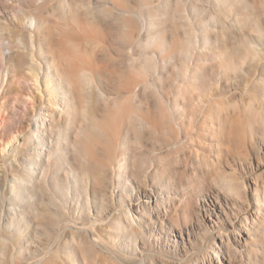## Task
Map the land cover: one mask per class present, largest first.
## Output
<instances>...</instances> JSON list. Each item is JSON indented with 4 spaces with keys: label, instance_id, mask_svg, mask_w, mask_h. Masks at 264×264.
Masks as SVG:
<instances>
[{
    "label": "rangeland",
    "instance_id": "rangeland-1",
    "mask_svg": "<svg viewBox=\"0 0 264 264\" xmlns=\"http://www.w3.org/2000/svg\"><path fill=\"white\" fill-rule=\"evenodd\" d=\"M40 5L0 0V145L20 144L0 152V264H218L213 250L222 264H264V0ZM31 15L45 24L33 31ZM54 53L69 120L39 72ZM25 169L35 180L14 231L8 189ZM70 174L66 197L56 185ZM241 180L240 198L214 196L216 182ZM126 213L133 242L113 233Z\"/></svg>",
    "mask_w": 264,
    "mask_h": 264
},
{
    "label": "bare ground",
    "instance_id": "bare-ground-1",
    "mask_svg": "<svg viewBox=\"0 0 264 264\" xmlns=\"http://www.w3.org/2000/svg\"><path fill=\"white\" fill-rule=\"evenodd\" d=\"M43 1L44 0H41V5H42ZM60 7H61V9H63V11L68 10L66 8V5H65L64 1L60 2ZM115 9L117 10V8H115ZM103 10L105 11L104 13H108V14L112 13V10L110 8H108V7L104 8ZM72 16L73 15H70V18ZM71 21L74 22V18H71ZM28 23L31 26V28H33V31H35V30H37L39 24H45V21L42 18H40V17L36 18V17H33L31 15V16L28 17ZM148 24H150V23H148ZM75 25H76V23H75ZM124 27L127 29V27H128L127 23H124ZM49 31H50V29H49ZM50 34H52V33H50ZM52 36H53V34H52ZM49 37L51 38L50 35H49ZM195 37H196V35H195ZM30 39L32 41V36L31 35H30ZM196 46H197V44H196ZM75 48H78V47H75ZM60 55L61 54H59V53L58 54L54 53V55H52V58H51V60H52L51 65L48 64V63H45L44 68L43 67H39V72H41V70H43V80H44V83H45V88H46L47 94L49 96L50 95H56V96H58L61 99L59 101V104L55 105V108L57 110L55 112H53L54 113L53 115L60 117L62 114L66 113V115H68L67 119L69 120L70 115H71V112H69V110H71V107L65 104V102H69V100H68V98H69L68 97V92L66 90V88H68V84L65 82V80H64V78L62 76L64 70L61 68L60 64H58V61H59L58 58L60 59V57H61ZM31 58H32L33 62L36 61V60L33 59L34 58V54L31 55ZM61 65H63V64H61ZM37 71H38V69H37ZM89 75L86 72H84V71L80 73V77L82 78V80L87 82V83H90L89 77L91 75L90 76ZM33 77H34L33 78L34 79V83L38 86V77L39 76L35 74ZM99 96L103 97V95H101L100 93H99ZM117 98L121 99L122 97L119 96ZM121 103L119 105H121ZM164 104H165V102H164ZM115 106L116 105L114 103V109L117 110L116 107H118V104H117L116 107ZM122 108L123 107L119 108L120 111H121ZM174 109L177 110V108H174ZM123 110H124V108L122 109V111ZM172 112H174V111H172ZM40 117H41V115L39 113H35L34 120L32 121V126H31L32 133H37L38 132V128L40 126H43V123L40 121ZM52 120H54V118H52ZM17 140H18V137L14 136L12 139H10V140H8L6 142H2V144L0 145V152H2L4 154V152L6 151V149H8L9 146H10L9 149L11 150V152L16 151L17 147H20V144L16 143V142H18ZM60 144H61V140H60V142L58 141L56 143V153L57 154L59 153L60 154L59 156H62L63 152H62V150L60 148ZM43 156L47 157L48 153H46L45 151H43V152L40 151L39 153L35 154V157H33L32 163L34 165L38 166L40 161H41V159L43 158ZM115 164H117V168H118V172H117L118 173V178L122 179L123 171L125 170L124 169L125 166L122 163V161H118V162L116 161ZM34 169L32 168V170H34ZM32 170L31 169H28V170L25 169V171L22 170L23 172H21L19 175H16L15 177H13L12 186L9 187V189H8L9 193L11 195V199H10L11 200V205H10V207L8 209L9 210L8 212H9V217H11V220H12L11 223L8 226H9L10 229H12L14 231L16 230L15 226L18 223H22V219H23V212H22L23 210L21 209V207H19V204L21 203V201L25 200L26 198L27 199L30 198V191H29L30 189L29 188L33 186V182L35 180L34 178H35V174H36ZM40 172L43 173V170H41ZM66 179H67V187L66 188H64L63 186H60V185L59 186L56 185V188L59 191V193H61L63 196L67 197V196H71L70 194H71L72 188H75V187L79 186V178L76 175L70 174L69 176H67ZM121 181H119L118 184H120ZM215 184L216 185H215V189H214L215 190L214 196L220 197V194H221V198L224 201L229 200V196H232L230 193H233L234 197L240 198L242 196V193L245 190V183H244L243 180H241V183L220 182V181H218ZM218 187H219V189H222V191H224V192L220 191L218 189ZM124 193H125V190H124ZM0 195H2L1 191H0ZM111 200H112L111 196H108L107 194L103 195L104 205H106L107 203L111 202ZM247 222H248V220L245 218L244 219V223L246 224V226L248 224ZM134 223H135L134 217L131 216L130 213H126L124 215V217H123V220H121L120 218H117L115 220V223H113V227H112L113 228V233H115L118 238H124V239L128 238L129 241L133 242L137 238L136 235L134 234V231H133ZM253 223H254V220H253ZM229 225H231V224L229 223ZM55 226L58 228V227H60V224L56 223ZM205 233H209V232L207 230H205ZM188 237H189V234H188ZM14 239H15V237H14ZM71 242H73L72 244H74V242H75V238L74 237H72V241ZM75 244H76V242H75ZM7 246H8L7 245V241H5L4 239L0 241V256H5V252H6ZM16 246L18 248H21V245H20V243H18V241H17ZM213 255L215 256V258H218L217 263L218 264H222L220 262V260H219V257H218L219 256V251L213 250ZM2 260H4V259H2ZM43 260H45V258H43Z\"/></svg>",
    "mask_w": 264,
    "mask_h": 264
}]
</instances>
